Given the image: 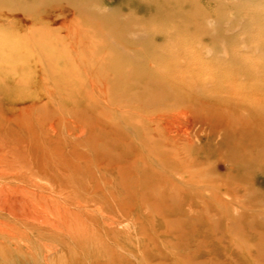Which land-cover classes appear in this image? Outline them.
<instances>
[{
	"label": "rangeland",
	"instance_id": "obj_1",
	"mask_svg": "<svg viewBox=\"0 0 264 264\" xmlns=\"http://www.w3.org/2000/svg\"><path fill=\"white\" fill-rule=\"evenodd\" d=\"M249 143L264 0H0V264H264Z\"/></svg>",
	"mask_w": 264,
	"mask_h": 264
},
{
	"label": "bare ground",
	"instance_id": "obj_2",
	"mask_svg": "<svg viewBox=\"0 0 264 264\" xmlns=\"http://www.w3.org/2000/svg\"><path fill=\"white\" fill-rule=\"evenodd\" d=\"M79 33V32H78ZM115 35H117L116 37L117 38H119L121 35H118V34H115ZM120 39V38H119ZM71 40V39H70ZM73 40V39H72ZM203 50V49H202ZM241 54V53H240ZM242 58V57H241ZM196 61H198V60H196ZM258 67V66H257ZM222 69V68H221ZM262 70V69H261ZM263 71V70H262ZM262 71H260V72H262ZM131 72V71H130ZM129 72V73H130ZM88 73V72H87ZM132 73V72H131ZM131 73H130V75H131ZM136 72H134V74H135ZM215 73V72H214ZM263 73V72H262ZM261 73V74H262ZM205 74V73H204ZM150 91V90H149ZM249 96V95H248ZM152 99V98H151ZM155 100V99H154ZM154 100H152V103H153V101ZM166 100H167V98H166ZM149 101H150V99H149ZM168 101V100H167ZM151 102V101H150ZM155 102V101H154ZM151 103V104H152ZM147 104V106H149L150 104H149V102H147L146 103ZM157 104V103H156ZM161 104V103H160ZM167 104V103H166ZM154 105H155V103L151 106L152 108H154ZM175 105V104H174ZM176 106V105H175ZM163 107H165V104H164V106ZM163 107H161V109H163ZM166 108H167V105H166ZM166 108H164V110L166 109ZM159 109V108H158ZM178 115V114H177ZM159 117V116H158ZM148 122V121H147ZM261 145H254V144H252V143H249L245 148H243L242 149V152H241V154L239 155V158L242 160V161H245L246 163H244L243 164V166H244V168L245 169H249V168H252L253 167V164H254V162H259L260 160H257V159H254L253 157H247L248 156V152L250 151V150H252V149H254L255 147L257 148H259ZM251 147V148H250ZM253 163V164H252ZM263 161H260L259 162V164H261V166H264L263 165ZM252 164V165H251ZM33 165V164H32ZM244 169V170H245ZM71 194V193H70ZM78 217V216H77ZM67 218V217H66Z\"/></svg>",
	"mask_w": 264,
	"mask_h": 264
}]
</instances>
